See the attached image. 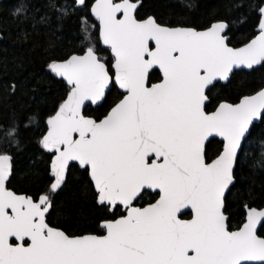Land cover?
Listing matches in <instances>:
<instances>
[{
    "label": "snow or ice",
    "instance_id": "6c2138e0",
    "mask_svg": "<svg viewBox=\"0 0 264 264\" xmlns=\"http://www.w3.org/2000/svg\"><path fill=\"white\" fill-rule=\"evenodd\" d=\"M47 8L42 23L55 18L62 28L89 10L98 29L81 16L80 52L47 61L64 94L38 140L46 186L15 191L14 155L0 151V264H264V203L243 175L264 125V87L214 95L237 73L264 72V6L239 47L225 20L172 26L141 15L142 0H49ZM18 130L9 126L3 139L19 146ZM74 170L103 213L88 234L51 219ZM234 190L243 197L239 218L230 212Z\"/></svg>",
    "mask_w": 264,
    "mask_h": 264
},
{
    "label": "trees",
    "instance_id": "16d2710c",
    "mask_svg": "<svg viewBox=\"0 0 264 264\" xmlns=\"http://www.w3.org/2000/svg\"><path fill=\"white\" fill-rule=\"evenodd\" d=\"M94 0H88L89 5ZM49 0H4L0 3V151L11 152L15 158V178L12 187L18 192L39 193L48 183L46 172L47 156L43 155L38 140L46 129V119L56 108L64 94V86L47 70L51 56L68 52H80V18L89 17V24L98 23L89 10L77 12L66 19L58 28L55 18L42 23L40 17L52 15L48 10ZM57 2V0H53ZM69 4L71 0H58ZM141 15L155 14L161 23L172 26L183 25L202 27L210 20L222 19L229 23L228 32L233 46L243 45L256 31L258 8L264 0H142ZM243 4V7H238ZM26 7L27 16L16 17L13 11ZM98 30L93 31V38ZM15 82L18 90L12 93L9 85ZM264 87V72L251 75L237 73L229 89H216L214 95H228L232 98L251 94ZM112 97H109L111 101ZM100 109L99 112H103ZM29 118H34L25 127ZM13 124L19 126V146L3 139V133ZM251 151L247 152L244 165V189L255 194L257 204L264 203V157L260 141L264 137V125L257 126ZM83 173L74 170L69 177L67 188L56 197L57 206L51 219L70 233L85 234L95 231L96 218L102 211L96 208L89 195L82 190ZM242 196L230 198L231 215L239 218ZM233 224L237 219H233Z\"/></svg>",
    "mask_w": 264,
    "mask_h": 264
},
{
    "label": "water",
    "instance_id": "95a60500",
    "mask_svg": "<svg viewBox=\"0 0 264 264\" xmlns=\"http://www.w3.org/2000/svg\"><path fill=\"white\" fill-rule=\"evenodd\" d=\"M2 1H4V0H0V3L2 2ZM94 2V1H93ZM262 6H264V4L262 5ZM93 19L95 20V18L93 17ZM96 21V20H95ZM97 23H98V21H96ZM229 24V23H228ZM176 26H183V25H176ZM192 27V26H191ZM229 35V34H228ZM230 37V36H229ZM3 38V34L0 32V40ZM230 46H233V45H230ZM240 46H242V45H240ZM237 47H239V46H237ZM85 234H88V233H85Z\"/></svg>",
    "mask_w": 264,
    "mask_h": 264
},
{
    "label": "flooded vegetation",
    "instance_id": "af4514ba",
    "mask_svg": "<svg viewBox=\"0 0 264 264\" xmlns=\"http://www.w3.org/2000/svg\"><path fill=\"white\" fill-rule=\"evenodd\" d=\"M14 189V188H13ZM15 190V189H14ZM15 191H17V190H15ZM18 192V191H17ZM18 193H27V192H18ZM27 194H29V193H27ZM185 218H187V217H185Z\"/></svg>",
    "mask_w": 264,
    "mask_h": 264
},
{
    "label": "rangeland",
    "instance_id": "374dc122",
    "mask_svg": "<svg viewBox=\"0 0 264 264\" xmlns=\"http://www.w3.org/2000/svg\"><path fill=\"white\" fill-rule=\"evenodd\" d=\"M252 149V148H251Z\"/></svg>",
    "mask_w": 264,
    "mask_h": 264
}]
</instances>
